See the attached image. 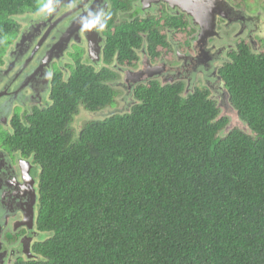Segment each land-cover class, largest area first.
<instances>
[{"label": "trees", "instance_id": "1", "mask_svg": "<svg viewBox=\"0 0 264 264\" xmlns=\"http://www.w3.org/2000/svg\"><path fill=\"white\" fill-rule=\"evenodd\" d=\"M38 4L0 0V50L13 17ZM157 21L144 25L152 50L168 48L162 28L187 25ZM219 74L248 132L228 130L209 92L156 81L134 89L129 112L75 131L81 107L115 104L113 74L78 65L68 82L55 77L22 143L39 169L40 225L53 231L35 264H264V52L241 42Z\"/></svg>", "mask_w": 264, "mask_h": 264}, {"label": "flooded vegetation", "instance_id": "2", "mask_svg": "<svg viewBox=\"0 0 264 264\" xmlns=\"http://www.w3.org/2000/svg\"><path fill=\"white\" fill-rule=\"evenodd\" d=\"M210 1L206 0L211 15L205 16L211 23L210 17L216 16L214 32L210 26L201 28L204 19L198 24L173 8L178 0H42L41 6L13 17L14 31L0 54V264L47 261L37 247L53 231L40 225L39 169L31 148L23 149L22 143L30 118L51 107L55 77L68 82L78 65L96 73L108 71L113 78L104 84L116 92L115 104L117 86L134 92L151 81L182 83L184 96L203 90L213 99L216 87L224 96L219 71L239 43L252 45L264 29V17L248 12L245 0ZM168 17L187 20V25L183 30L165 27ZM150 19L165 27L161 31L168 48L151 49L144 27ZM123 37L126 50L114 44ZM235 40L238 43L232 48L230 41ZM99 112L74 130L122 114L101 117Z\"/></svg>", "mask_w": 264, "mask_h": 264}, {"label": "rangeland", "instance_id": "3", "mask_svg": "<svg viewBox=\"0 0 264 264\" xmlns=\"http://www.w3.org/2000/svg\"><path fill=\"white\" fill-rule=\"evenodd\" d=\"M42 0L39 1L38 7L41 6ZM248 7V12L252 14L258 13L260 16L264 17V0H245L243 7ZM256 8V9H254ZM9 36L4 37L3 40H7ZM180 39H183V36L178 38L177 41H180ZM232 44V48H235L236 43H238L237 40L230 41ZM248 45H250L251 49L255 53H262L264 52V29L261 33H259V36L255 38V41L250 44V42H247ZM3 52V49L0 50V54ZM120 79H124L123 77H120ZM222 87V83L219 84ZM224 96L219 95L217 92V87L214 89L213 95L215 96L213 99L216 100L218 107L220 108V116L221 117H228L230 123L228 125V130L239 128L244 130L245 132H248V128L246 125L242 122V120H239L237 116V112L232 108L231 103L229 101V95L227 91L225 90L224 86ZM117 92L118 97L116 99V104L111 109H105L104 111H100L99 114L101 117H106L112 113H127L131 109V107L136 103L133 92H128L126 86H117ZM87 111V110H86ZM78 119L74 120L73 123V129H78L79 125L84 124L86 121L93 119V115L97 112H85L84 108L81 107L78 112ZM85 114H87V118L85 117Z\"/></svg>", "mask_w": 264, "mask_h": 264}, {"label": "water", "instance_id": "4", "mask_svg": "<svg viewBox=\"0 0 264 264\" xmlns=\"http://www.w3.org/2000/svg\"><path fill=\"white\" fill-rule=\"evenodd\" d=\"M168 1V0H167ZM172 1V0H169ZM209 3L211 4V1L208 0ZM173 8H177L180 9L184 12H186L188 15L192 16L195 20L196 23L199 24V21H202L204 19V21L201 24V28H206V26H210V28L213 30V32L216 29V23H215V19L216 16H212L210 18H212V23L209 22V18L207 16H205L206 14L211 15L210 13V9H212V6L208 7V4L206 2V0L200 1V0H178V3H175V5H172ZM209 37V36H208ZM206 37L204 40L207 41ZM200 42H202L200 40ZM200 56H202V54H200ZM142 78V77H141ZM141 78L136 80V83L138 81L141 80Z\"/></svg>", "mask_w": 264, "mask_h": 264}]
</instances>
